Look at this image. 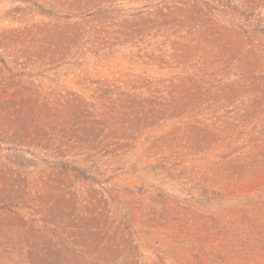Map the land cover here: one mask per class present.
I'll return each mask as SVG.
<instances>
[{
    "label": "rangeland",
    "instance_id": "374dc122",
    "mask_svg": "<svg viewBox=\"0 0 264 264\" xmlns=\"http://www.w3.org/2000/svg\"><path fill=\"white\" fill-rule=\"evenodd\" d=\"M249 223L264 0H0V264H252Z\"/></svg>",
    "mask_w": 264,
    "mask_h": 264
},
{
    "label": "trees",
    "instance_id": "16d2710c",
    "mask_svg": "<svg viewBox=\"0 0 264 264\" xmlns=\"http://www.w3.org/2000/svg\"><path fill=\"white\" fill-rule=\"evenodd\" d=\"M239 91V90H237ZM219 92H221V89L219 90ZM184 93H187L185 96L183 97L185 99H190L188 104H181L180 102H176L174 101L173 104H169V109L168 110H174V111H178L180 110L181 107H191L193 109H196L198 100H201L204 96L203 93H199L196 85L193 86H189L186 90H184ZM231 94H233V92H231ZM24 99V104L23 108H24V115L22 117V119L20 120V122H22L24 124V128H28V136H26V139L28 140H32V137H37L39 139H41L42 141L47 140V129H50V124L52 123L51 120H49V118L51 117L50 112L52 111L51 107L48 106H41V105H34L33 101L31 98H29L28 96H26ZM192 101V102H191ZM262 99L260 98H255V101H253V104L251 105V109L256 107V106H262ZM86 105V104H85ZM193 105H195V108L193 107ZM199 105V104H198ZM87 106V105H86ZM131 109V108H128ZM199 109V106L198 108ZM47 110V113H46ZM49 111V113H48ZM119 116L121 115L120 112H118ZM117 114V115H118ZM50 115V116H49ZM98 121H90V124H98ZM80 124V123H79ZM79 126V125H78ZM6 133H10V132H6ZM50 139V138H49ZM48 139V140H49ZM235 193V192H233ZM2 194H4V190L2 191ZM8 201L12 202L13 198H6ZM247 218H242V221H245ZM238 221V218L232 222L233 224H235ZM244 223V222H242ZM249 234L248 236L250 237H254L255 235H257V237L259 238L258 240H255V244L252 245V248L250 247V250H247L246 252V260L251 262L252 264H260L263 260H264V232L263 231H257L256 227H254V225H251L249 223ZM255 232V233H254ZM254 246V247H253ZM38 254V253H36ZM33 255V254H32Z\"/></svg>",
    "mask_w": 264,
    "mask_h": 264
}]
</instances>
